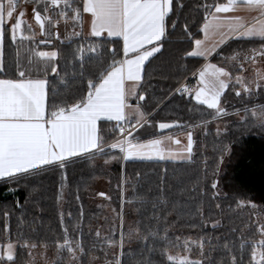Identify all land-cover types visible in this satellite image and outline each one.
Here are the masks:
<instances>
[{
  "label": "trees",
  "instance_id": "1",
  "mask_svg": "<svg viewBox=\"0 0 264 264\" xmlns=\"http://www.w3.org/2000/svg\"><path fill=\"white\" fill-rule=\"evenodd\" d=\"M204 2L183 0L184 8L177 9L176 28L169 27L171 34L165 37L162 54L147 63L141 87L145 100L141 105L150 116L144 124L148 128L134 133L137 140L144 141L170 132L171 129L159 131L160 123L191 132L190 160H124L122 154L108 150L106 156L78 159L63 170L55 169L21 182L0 181V245H16V256L10 264H29L30 256L40 253L49 264H73L68 253L58 248L66 228L76 240L82 235L86 248L96 245L104 249L89 253V260L92 255L100 257L94 264H106L105 253L108 260L119 257L122 264H138L148 258L153 242L149 238L145 244L143 237L149 226L167 228L171 238L167 251L172 255H187L183 248L187 240L193 246L190 258L200 259L195 244L207 241L203 247L208 254L205 264H228L230 254L225 253L224 245L238 246L241 238L259 239L255 229L258 222L264 223V133L251 126L255 119L250 112L264 106V88L249 94L232 82L221 98L227 114L216 119L209 115L212 110L177 91L183 83L194 82L193 72L204 62L187 55L194 49L195 40L202 38L200 29L207 15L201 7ZM207 2L211 4L213 0ZM44 37L53 45L43 46L40 41L38 46L59 50L63 70L64 58L77 47L78 38L60 42L54 34ZM119 46L107 44L105 48ZM260 47L259 40L234 39L211 61L226 68L230 57ZM103 59H109V51H105ZM17 61L18 52L6 38L3 64L7 71L0 77H11ZM97 67L94 57L87 68L95 71ZM229 70L236 74L234 69ZM76 86L84 88L86 84ZM241 113L246 114L244 120L235 118ZM223 119L225 123L218 131L216 122L222 123ZM243 121L249 123L241 126ZM112 124L101 123L108 129ZM229 145L231 151L225 152ZM214 179L219 180L218 193L211 188ZM136 229L137 234L128 235ZM109 240L114 241V248L107 247ZM25 241L37 247H25ZM161 247L165 246L158 243L151 254L152 264H169L160 254ZM240 254L237 250L236 255ZM249 258L246 250L243 264H248Z\"/></svg>",
  "mask_w": 264,
  "mask_h": 264
},
{
  "label": "snow or ice",
  "instance_id": "2",
  "mask_svg": "<svg viewBox=\"0 0 264 264\" xmlns=\"http://www.w3.org/2000/svg\"><path fill=\"white\" fill-rule=\"evenodd\" d=\"M29 2L39 33L25 20L27 12L21 9L18 0H0V73L7 71L3 64L6 38L13 44L18 40L31 42L37 34L51 37L53 30H57L55 38L58 40V29L63 21L65 27L71 24L72 36L78 38V43L65 56L63 70L60 68L59 50H34V55L26 58V64L16 62L11 77L0 78V179L21 182L55 169H66L78 159H94L98 154L106 156L108 150L122 154L124 160L164 159L161 153L153 151L161 141L141 143L136 139L134 130L138 132L147 121L141 105L136 103L134 106L133 100H145V96L136 90L145 78L146 62L162 54L165 37L171 34L169 27L176 28L177 9L184 8L183 0H24L25 4ZM201 7L207 13L200 29L206 37L210 29L218 30L227 25L231 35L261 42V47L253 48L248 56L237 54L232 57L241 61V71L244 63L255 64L257 58L264 59V0H227L226 3L213 0L211 4L205 0ZM240 7L258 14L256 23L248 26L239 17L227 19L218 15L235 12ZM209 16L212 17L211 21ZM86 20L88 36L95 39L84 36ZM228 33H221L219 43L224 42ZM50 42L41 41L45 45ZM203 43L196 39L195 49L188 51L187 55L207 60L218 44L207 48L202 47ZM107 44L120 46L108 50L105 48ZM105 51H109L108 60L103 59ZM121 54L123 58H118ZM94 57L98 67L91 71L87 64ZM69 66L71 72L68 71ZM193 75L198 86L191 92L186 85L178 88L180 95L187 93L196 104L212 110L209 115L213 119L226 115L221 98L232 79L231 71L207 63L195 70ZM235 81L241 84L244 92L251 94L253 85L257 89L262 86L260 81H264V72L256 71L251 84L247 81L242 83L239 76L235 77ZM78 83H85L86 86L80 88L76 86ZM236 95L240 96L241 92L237 91ZM251 114L255 119V124L251 126L264 133V106L251 110ZM101 121L115 123L108 129L100 124ZM245 123L249 122L243 121L241 126ZM170 127L172 125L167 123L159 124L161 130ZM192 147V133L189 132V155ZM230 151L229 145L225 152ZM219 163H223V155ZM211 188L218 193L219 180L214 179ZM251 206L256 207L255 204ZM138 232L139 229H136L128 235ZM255 233L259 239L241 238L238 246L224 245L225 253L230 254L228 264H243L246 250L250 252L248 264H264V223L258 222ZM96 235L99 238L100 233ZM149 238L153 242L152 248L148 249L149 256L138 264H152L151 254L157 250L158 243L165 246L161 247L160 254L166 256L169 264H205L208 259V254L203 250L207 241L196 242L200 259H192L193 246L187 240L183 245L187 255H172L167 251V247L171 246L167 228L161 230L158 226H149L147 235L143 237L145 244ZM62 239L58 248L68 253L73 264H94L100 257L92 255L89 260V253L104 251L96 245L86 248L82 235L80 240H76L67 228ZM123 243L122 236L121 256ZM24 246L37 247L27 241ZM107 247L114 248V241H107ZM15 249L16 245L11 242L6 246L0 245V264L13 262ZM237 250L241 253L239 256L236 255ZM104 259L106 264H122L119 257L108 260L107 253Z\"/></svg>",
  "mask_w": 264,
  "mask_h": 264
},
{
  "label": "rangeland",
  "instance_id": "3",
  "mask_svg": "<svg viewBox=\"0 0 264 264\" xmlns=\"http://www.w3.org/2000/svg\"><path fill=\"white\" fill-rule=\"evenodd\" d=\"M18 3H19V6L21 7V9L26 10V12H27V15L25 16V20L27 21V23L32 24L33 28L36 30V32L39 33V29L35 25L34 20L32 19V4L30 2L28 4H25L24 0H18ZM64 26L65 25H64L63 21H61L59 29H61V31H63ZM56 31L57 30H55V33H56ZM25 34L26 35L28 34L27 31L25 32ZM59 36H60V39H58V41H60V42L64 41V35L59 34ZM42 40H48V38L41 37L39 34H37L35 37V40H33L31 42L28 40H24V41L18 40L14 44V46L18 52V61L20 62L21 65L26 64V62H27L26 58L27 57L34 55V50H44V49L47 50V48H45V47L42 48V47L38 46V43ZM250 52H251V50L248 52L242 53L240 56L246 57L250 54ZM232 57H234V56H232ZM232 57H230V59H228V66L226 67V69L227 70L234 69L236 74L231 72L232 73V79L229 81V84H231L232 82L236 83L235 77H237V76L241 77L242 83L244 81H247L249 84H251L253 79L255 78V72L256 71L264 72V59L257 58V61L255 64L244 63L243 64V71H241L240 70L241 61L240 60H233ZM260 83L262 86L259 89L264 88V81H260ZM237 85H239L240 90L242 92H244L241 84H237ZM259 89H257L255 87V85H253L251 92L258 91ZM244 114L243 113L237 114V115H235V118H237L239 120H244L245 119ZM250 116H252L251 112H250ZM252 118H254V117H252ZM223 121H225V119L222 120V123L216 122V129L218 131L222 129V127L225 123ZM165 144H167V140H163L160 143L159 147H156L155 149H153L154 152L161 153L164 156V159L153 158V159H141V160H164V161H188V160H190V156L188 154H184V153L182 154V153L177 152V151L175 152L173 150V148H175V147H165ZM165 150H166V152H165ZM15 254H16V249H15ZM45 257L46 256L43 253L38 254V256H35V254H32L30 256L29 264H49V261H47L46 260L47 258H45Z\"/></svg>",
  "mask_w": 264,
  "mask_h": 264
},
{
  "label": "crops",
  "instance_id": "4",
  "mask_svg": "<svg viewBox=\"0 0 264 264\" xmlns=\"http://www.w3.org/2000/svg\"><path fill=\"white\" fill-rule=\"evenodd\" d=\"M226 2H227V0H221V3H226ZM213 11H214V9H213ZM218 15L220 17H222V18H227V19H234L236 17H239V18H241V21L243 23L247 24L248 26H252L254 23H256V18H257V15L258 14L248 11L246 8L240 7L235 12L221 13V14H218ZM208 19H209V21H211L212 20V17L209 16ZM88 27L89 26H88V23H87V20H86L85 21V24H84V36L87 39H92L91 37L88 36ZM77 31H79L78 28H77ZM53 33H54V36H55V30H53ZM58 33L64 35V41H61V42H68V41H71V40L77 38L75 36H72V27H71V24H69V26H67V27L64 26L63 31H61V29H58ZM221 33H228V26L227 25H224L223 27H221L218 30L210 29L207 37L202 32V38L200 39L201 41L204 42L203 45H202V47L213 48V46L214 45H217V44H218V46L215 48V51L213 52V54L207 60H205V59H203L201 57L204 62L200 66V68L203 67L207 63H212V61H211L212 58L216 54H218L220 52V50L223 47H225V45H227L230 41H232L234 39H241V38H237L236 36L231 35L230 33H228L224 37V42L219 43L220 40H221ZM69 37H71V39H69ZM194 49H195V43H194ZM43 51H51V50L44 49ZM3 53H4V47H3ZM151 59L152 58H150V60ZM147 63L148 62H146V65H147ZM212 64H214V63H212ZM192 77L195 78V80H194L193 83H191L190 85H188L187 82H185V83H183L180 86V88H182V87H184L186 85L188 87V89H189L190 92L193 89H195L198 85H197L196 77L194 75H192ZM142 83H143V80L140 82L139 88L136 90V91L139 92V94H141ZM136 103H139L141 105V101H135V100H133V105L134 106H135ZM141 110L145 113V120L148 121V119H149L150 116L147 115V113L143 109L142 105H141ZM101 123H108V122L101 121L100 124ZM111 123L114 124L115 122H111ZM143 128L146 129L148 127L143 126ZM172 129H173V126L170 127V128L164 129V130H161L160 128H158V130L161 131V132L168 131V130H170V132H168V133H166L164 135H160V136H157V137H153V138L148 139V140H144V141L143 140H138V141L141 142V143H147L148 141H151V140H159L161 142L163 140H167V144H165V147H175V148H173V150L175 152L177 151V152H180L182 154L184 153V154H188L189 155V152H188V149H187L188 133L181 132L180 130H174V129L172 130ZM135 132L136 131L134 130V133ZM176 141H179V143H176ZM159 146H160V144H158L156 147H159ZM165 152H166V150H165ZM189 156L191 158V155H189ZM131 160H141V159L134 158V159H131ZM4 180H8V179H0V181H4ZM15 256H16V254H15Z\"/></svg>",
  "mask_w": 264,
  "mask_h": 264
},
{
  "label": "water",
  "instance_id": "5",
  "mask_svg": "<svg viewBox=\"0 0 264 264\" xmlns=\"http://www.w3.org/2000/svg\"><path fill=\"white\" fill-rule=\"evenodd\" d=\"M41 45H43V46H45V44L44 43H40ZM48 46H52L53 45V43L52 42H50L49 44H47Z\"/></svg>",
  "mask_w": 264,
  "mask_h": 264
}]
</instances>
